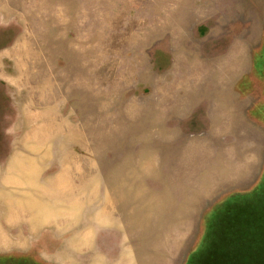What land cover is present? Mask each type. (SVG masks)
Returning a JSON list of instances; mask_svg holds the SVG:
<instances>
[{
  "label": "rangeland",
  "instance_id": "obj_1",
  "mask_svg": "<svg viewBox=\"0 0 264 264\" xmlns=\"http://www.w3.org/2000/svg\"><path fill=\"white\" fill-rule=\"evenodd\" d=\"M0 264H264V0H0Z\"/></svg>",
  "mask_w": 264,
  "mask_h": 264
}]
</instances>
